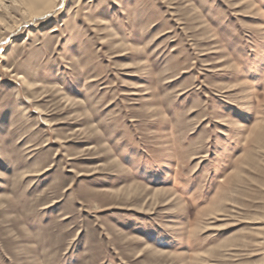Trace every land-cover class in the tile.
Masks as SVG:
<instances>
[{"label": "rangeland", "instance_id": "obj_1", "mask_svg": "<svg viewBox=\"0 0 264 264\" xmlns=\"http://www.w3.org/2000/svg\"><path fill=\"white\" fill-rule=\"evenodd\" d=\"M23 1L0 264H264V0Z\"/></svg>", "mask_w": 264, "mask_h": 264}, {"label": "bare ground", "instance_id": "obj_2", "mask_svg": "<svg viewBox=\"0 0 264 264\" xmlns=\"http://www.w3.org/2000/svg\"><path fill=\"white\" fill-rule=\"evenodd\" d=\"M24 3L23 4H25L26 3V5L28 6V9H35L36 10V8L37 7H39L40 5V7L42 8L41 9V11L42 10H46V9H49V8H51L52 7V4H53V2H54V0H24L23 1ZM63 2V1H62ZM23 6V5H22ZM24 7H26V6H24ZM39 7V8H40ZM32 11V10H31ZM31 11H30V13H31ZM41 11H39V12H37V13H40ZM25 12V11H24ZM28 12V11H27ZM46 12V11H45ZM50 13V12H49ZM25 14V13H24ZM44 15V14H43ZM28 16V15H27ZM39 17V16H38ZM36 18V17H35ZM30 20V19H29ZM26 22V21H25ZM24 22V23H25ZM27 23V22H26Z\"/></svg>", "mask_w": 264, "mask_h": 264}]
</instances>
